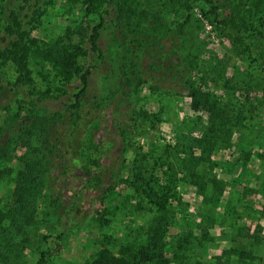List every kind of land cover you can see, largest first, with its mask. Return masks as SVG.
Instances as JSON below:
<instances>
[{"label":"rangeland","instance_id":"obj_1","mask_svg":"<svg viewBox=\"0 0 264 264\" xmlns=\"http://www.w3.org/2000/svg\"><path fill=\"white\" fill-rule=\"evenodd\" d=\"M221 1L264 13V0ZM95 6L96 13L87 14L84 0H0V50L18 39L7 31L14 11L28 33L23 41L30 48L27 68L33 80L17 81L11 62L0 66V125L10 121L9 113H20L22 119L71 104L80 80L59 82L51 55L61 47L81 45L86 51L79 60L83 70H91L85 107L116 90L115 0H95ZM193 15L201 19L198 8ZM99 18L102 57L89 44ZM167 20L179 17L172 13ZM188 35L193 44L188 75L224 109L225 147L211 146L205 135L209 115L192 108L186 79L150 71L143 62L140 78L106 110L124 130V137L114 136L110 146L119 153L109 183L89 191L82 211L65 228L47 199L40 201L32 225L10 228L0 238V264H94L102 249L130 262L136 258V264H154L142 261L143 254H152L151 246L167 264H264V104H258L264 89L255 79L263 74L237 59L231 43L208 22L200 31L191 27ZM26 155L37 158L20 149L0 169H13L0 173V210L13 206L16 171ZM196 181L206 184L205 197ZM216 185L223 191L212 202ZM151 190L160 198L168 193L165 211L155 204L159 198L148 196ZM156 233L161 241L153 247Z\"/></svg>","mask_w":264,"mask_h":264},{"label":"trees","instance_id":"obj_2","mask_svg":"<svg viewBox=\"0 0 264 264\" xmlns=\"http://www.w3.org/2000/svg\"><path fill=\"white\" fill-rule=\"evenodd\" d=\"M84 5L87 14L96 13L95 0H84ZM115 5L113 46L117 55L116 90L112 89L107 97L85 107L82 100L87 93L91 70H83L79 60L86 55V51L81 45L61 47L51 55L59 82L66 85L76 77L80 80L79 90L71 104L62 111L51 114L33 112L22 119L19 118L20 113H9L10 121L0 125V169L15 159L20 149L37 155L34 160L28 155L21 159V169L16 171L15 176L18 187L13 192V206L0 210V238L10 228L32 225L39 203L44 199H47L49 207L55 208L53 213L62 219L63 227H68L88 201L89 191L109 183L115 156L119 153V148L110 146L114 136L124 137V130L116 116L106 110L117 105L118 97L126 95L134 79L140 78V67L145 61L150 71H162L186 79L192 108L209 115L205 135L211 146L215 149L225 147L223 133L228 117L224 109L201 85L192 83L188 75V61L193 55V44L188 35L191 27L200 31L202 22L206 21L218 29L221 36L231 43L237 59L248 65L251 71L261 70L262 77H252L256 79L257 86L264 89L263 12H244L238 3L226 5L221 0H115ZM196 8L201 19L193 15ZM172 13L179 17L178 21L168 22L167 17ZM259 14L260 20H257L255 17ZM10 18L11 25L7 31L11 35L17 33L18 39L11 43L8 50H0V66L11 62L18 74L17 81L31 83L33 80L27 68L30 48L23 41L28 33L21 29L16 12L12 11ZM102 28L103 19L99 18L89 39L92 51L99 57L103 56L98 47ZM41 77L47 81L46 76ZM202 81L207 84L209 80ZM258 104H264V97ZM241 165L246 169V163ZM5 170L7 173L13 171L11 168ZM195 185L205 197L206 184L196 181ZM216 187L218 191L210 197L212 202L222 195L223 188ZM148 196L159 198L155 202L157 208L166 210L168 193L160 198L151 190ZM66 201L67 206L64 205ZM155 237L153 247H157L158 240L161 241L159 233ZM184 244L187 245V240ZM150 250L152 254H143L142 261L168 263L161 254L154 252L152 246ZM243 253L242 258L247 259L248 254ZM97 255L94 264H136V258L132 262L117 258L107 249L100 250ZM39 263H43V258Z\"/></svg>","mask_w":264,"mask_h":264},{"label":"built area","instance_id":"obj_3","mask_svg":"<svg viewBox=\"0 0 264 264\" xmlns=\"http://www.w3.org/2000/svg\"><path fill=\"white\" fill-rule=\"evenodd\" d=\"M207 27L210 29L211 26L207 25Z\"/></svg>","mask_w":264,"mask_h":264}]
</instances>
